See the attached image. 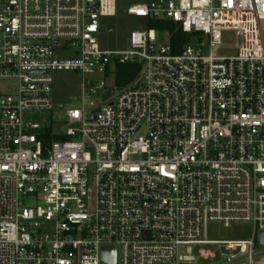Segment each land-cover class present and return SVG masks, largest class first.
I'll list each match as a JSON object with an SVG mask.
<instances>
[{
  "label": "built area",
  "instance_id": "2783aa9c",
  "mask_svg": "<svg viewBox=\"0 0 264 264\" xmlns=\"http://www.w3.org/2000/svg\"><path fill=\"white\" fill-rule=\"evenodd\" d=\"M118 0H0V264H253L264 232V0H157L127 16L174 23L106 50ZM234 33V51L223 37ZM135 83L102 95L117 67ZM55 72L82 77L79 107L56 106ZM116 80V79H115ZM99 85V86H97ZM116 85V83H115ZM114 94V95H113ZM79 101V100H78ZM62 119L44 117L54 111ZM209 224L247 225L207 241Z\"/></svg>",
  "mask_w": 264,
  "mask_h": 264
},
{
  "label": "rangeland",
  "instance_id": "374dc122",
  "mask_svg": "<svg viewBox=\"0 0 264 264\" xmlns=\"http://www.w3.org/2000/svg\"><path fill=\"white\" fill-rule=\"evenodd\" d=\"M157 0H118V15L115 18L108 19L105 24L112 30L111 33L101 36L99 39L100 45L106 50H122L126 49L128 39L132 32H147V20L127 16V10L138 4H148L149 2ZM176 1V0H175ZM158 43L166 45L169 43L170 35L168 32L159 31L156 33ZM238 39L234 33H229L223 37V45L226 48L224 54H230L234 51ZM54 80L53 85V100L56 106L65 107H79L82 98V77L73 72H55L52 74ZM115 73L105 77L106 86L100 93L102 95L112 91L115 96L119 95L124 89L119 88L116 83ZM135 80L126 88L134 85ZM14 81H0V91L7 92L12 87H15ZM99 86V85H97ZM113 94V95H114ZM79 100V101H78ZM53 115V116H52ZM44 117L54 120L62 119V112L54 111L52 114H45ZM253 236V228L247 225H237L231 228H224L216 224H209L204 230V239L207 241H232L245 240ZM199 250L211 251L217 256L216 260H199V264H219L220 254L225 253L224 250H219L215 247L203 246L196 248L195 255ZM253 264H264V246L259 243V235L256 237V244L254 248Z\"/></svg>",
  "mask_w": 264,
  "mask_h": 264
},
{
  "label": "trees",
  "instance_id": "16d2710c",
  "mask_svg": "<svg viewBox=\"0 0 264 264\" xmlns=\"http://www.w3.org/2000/svg\"><path fill=\"white\" fill-rule=\"evenodd\" d=\"M147 28L155 31H165L170 35V45L174 53L182 51L190 42L192 35H186L174 23L164 20H148ZM140 65L119 66L116 71V85L124 89L138 77Z\"/></svg>",
  "mask_w": 264,
  "mask_h": 264
},
{
  "label": "water",
  "instance_id": "95a60500",
  "mask_svg": "<svg viewBox=\"0 0 264 264\" xmlns=\"http://www.w3.org/2000/svg\"><path fill=\"white\" fill-rule=\"evenodd\" d=\"M259 243L261 246H264V232L259 234ZM103 260L107 264H115L116 263V254L114 249H105L103 252Z\"/></svg>",
  "mask_w": 264,
  "mask_h": 264
}]
</instances>
